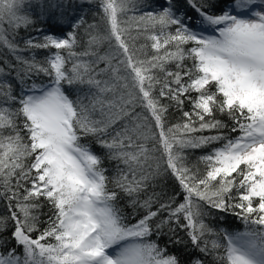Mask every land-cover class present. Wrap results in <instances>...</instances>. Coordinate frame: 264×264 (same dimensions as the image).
Returning a JSON list of instances; mask_svg holds the SVG:
<instances>
[{
    "label": "snow or ice",
    "instance_id": "1",
    "mask_svg": "<svg viewBox=\"0 0 264 264\" xmlns=\"http://www.w3.org/2000/svg\"><path fill=\"white\" fill-rule=\"evenodd\" d=\"M85 2L0 0V264H264V0Z\"/></svg>",
    "mask_w": 264,
    "mask_h": 264
},
{
    "label": "trees",
    "instance_id": "2",
    "mask_svg": "<svg viewBox=\"0 0 264 264\" xmlns=\"http://www.w3.org/2000/svg\"><path fill=\"white\" fill-rule=\"evenodd\" d=\"M46 2L47 0H25L22 12L25 14L32 15V18L36 20V25L29 26L27 29H25L24 27H21L19 29L16 39L20 43L21 47H23L24 39H26L29 36L37 35L36 27L42 26V20H43V17L37 19V16L39 15L40 12L39 5L41 3H46ZM75 2L79 4L80 0H75ZM96 12H97L96 0H93L92 3L85 2L83 11L80 13V15L84 17L85 23L83 27L79 30V34H78V39L80 37H83L84 42H83V46L77 47V51H82L83 47H86V41L88 37L85 35V29L87 28L88 24L98 22L99 17L96 15ZM5 27H7V25H5ZM34 51L36 52L38 59L43 57V53L40 50H34ZM97 51L99 55L105 54V52L107 51V45H101ZM24 55L27 56L28 53H24ZM5 60H9L15 63V59L13 55L10 54L6 48L0 47V66L4 64ZM101 67H103V65H101ZM7 79H11V77H8ZM176 118H178V114H176V117L173 118V122H175ZM221 118L224 119L226 122H228L226 116ZM93 151L99 152L98 147L93 145ZM188 151L191 153L192 160L195 161L199 156L207 154V152L210 151V148H202V149L188 150ZM105 166L108 168L109 175H112L114 173V166L107 161L105 163ZM200 167L203 168V164H201ZM205 210L207 211V208ZM43 212L45 213V215L42 217V220H46L48 214V208L45 207L43 209ZM4 213H5V208L3 207V205H0V215H3ZM211 213H212L211 215H207L204 217V221L214 231L219 232L221 228L231 233L245 230V225L243 221L238 219L237 217L231 214L218 212L215 209H212ZM252 227L255 226L252 225L248 226L249 229H251ZM165 232H167V228H165ZM7 235L8 234L6 233L5 236ZM33 235H36V233H34ZM177 236L182 240L181 244L168 243L167 235L159 239L153 236L151 237V239L157 240L160 247H165V245H167L168 254L176 255L180 260L181 264H189V261L193 256H200L205 260V264H211L213 257L203 256V254L200 253L198 250H194L191 245V240L187 236L186 231L177 229ZM214 238H215L214 236L209 237V239H214ZM221 243L226 245V241H223L222 236H221Z\"/></svg>",
    "mask_w": 264,
    "mask_h": 264
}]
</instances>
